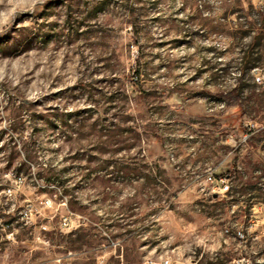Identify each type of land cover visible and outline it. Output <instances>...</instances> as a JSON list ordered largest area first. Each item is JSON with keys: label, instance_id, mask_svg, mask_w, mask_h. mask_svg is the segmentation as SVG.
Instances as JSON below:
<instances>
[{"label": "rangeland", "instance_id": "rangeland-1", "mask_svg": "<svg viewBox=\"0 0 264 264\" xmlns=\"http://www.w3.org/2000/svg\"><path fill=\"white\" fill-rule=\"evenodd\" d=\"M255 67L264 0H0V264H264Z\"/></svg>", "mask_w": 264, "mask_h": 264}, {"label": "built area", "instance_id": "built-area-1", "mask_svg": "<svg viewBox=\"0 0 264 264\" xmlns=\"http://www.w3.org/2000/svg\"><path fill=\"white\" fill-rule=\"evenodd\" d=\"M254 80L258 85H264V71L258 67L253 69ZM255 128L251 125L246 126V132L241 136L238 143L242 146H249V141L251 136L255 133ZM252 153L258 158V160L264 165V146H259L256 148H251ZM210 183L212 184V193L224 194L230 191V178L229 177H220L217 178L214 174H210L208 177ZM169 261H165V264H168Z\"/></svg>", "mask_w": 264, "mask_h": 264}]
</instances>
